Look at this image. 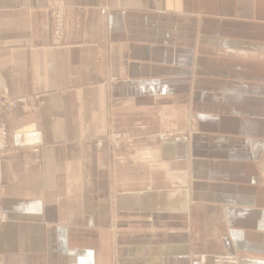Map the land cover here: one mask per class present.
I'll return each mask as SVG.
<instances>
[{"label": "crops", "instance_id": "1", "mask_svg": "<svg viewBox=\"0 0 264 264\" xmlns=\"http://www.w3.org/2000/svg\"><path fill=\"white\" fill-rule=\"evenodd\" d=\"M46 3L0 0V97L41 100L3 120L42 137L2 156L0 264H264V0H66L59 42Z\"/></svg>", "mask_w": 264, "mask_h": 264}, {"label": "built area", "instance_id": "2", "mask_svg": "<svg viewBox=\"0 0 264 264\" xmlns=\"http://www.w3.org/2000/svg\"><path fill=\"white\" fill-rule=\"evenodd\" d=\"M47 8L50 11L53 23V36L57 42L61 39L64 29V18L67 5L64 0H47ZM34 97V101L32 98ZM31 104L39 105L41 100L37 95H24L15 98H9L7 95L0 97V185L1 179V161L5 152L17 149H28L37 152L42 145L41 132L36 127L25 125L16 131H9L6 123L3 121L2 115L16 108L18 105ZM170 138V137H165ZM175 140V139H174ZM38 161V160H37ZM8 219L5 209L0 207V221L4 222ZM191 264H206L207 257L204 254L195 256L190 259ZM214 264H238V260L231 254L220 253L213 257Z\"/></svg>", "mask_w": 264, "mask_h": 264}, {"label": "rangeland", "instance_id": "3", "mask_svg": "<svg viewBox=\"0 0 264 264\" xmlns=\"http://www.w3.org/2000/svg\"><path fill=\"white\" fill-rule=\"evenodd\" d=\"M64 2L66 4V0H64ZM46 5H47V3H46ZM65 15H66V13H65ZM51 21H52V17H51ZM64 25H65V18H64ZM52 27H53V23H52ZM54 40H55V38H54ZM111 80L115 81L114 78H112ZM32 100L34 101V97L32 98ZM159 114H160L159 119L161 121H167L168 120V116L166 114H164L162 112H160ZM3 115H2V118H3ZM160 120H159V122H160ZM196 121L197 120H196L194 114H192V115L188 114L185 117L184 124L181 125V126H178V127H164L163 126V127L157 128L154 131L155 139L158 140V141L164 142L163 140L167 139L165 137H170L166 141H169V142H172V143H176V141H174V139H176L179 143L183 142V141H186V140L189 139L191 134H193V133H195L197 131ZM19 128H21V127H18V128L12 129V130L8 129V130L9 131H13V130L16 131ZM147 131L151 132L152 129H147ZM136 134L137 133L133 132L130 128H121V129L120 128H112L108 133L105 134V139H104V142L102 143V145H104L106 143L105 145H106V148H107V151H108L107 153H108V155H109V157L111 159V162L114 164V166H115L116 163L119 162V152H120L121 149L127 148V147L129 148V146L134 147L132 145V142L137 137ZM17 150H21V149H17ZM148 164H150V163H148L147 161H144L143 167L149 166ZM160 168H161V166H160ZM165 175H166V173H165ZM166 176H168V175H166ZM173 194H176V193H173ZM200 254H204L207 258L210 257L211 264H214V262L212 261L213 257L215 255H217V254H220V252H214V253L194 252V253H192L190 255V259L191 258L194 259L195 256H198ZM225 254H230V253H225ZM231 255L236 257V259L238 260V264H239L238 256L236 254H231ZM191 263H192L191 260H189V264H191ZM224 264H228V263H224Z\"/></svg>", "mask_w": 264, "mask_h": 264}, {"label": "bare ground", "instance_id": "4", "mask_svg": "<svg viewBox=\"0 0 264 264\" xmlns=\"http://www.w3.org/2000/svg\"><path fill=\"white\" fill-rule=\"evenodd\" d=\"M168 139V138H167ZM165 140V139H164ZM174 141H177L176 139Z\"/></svg>", "mask_w": 264, "mask_h": 264}]
</instances>
